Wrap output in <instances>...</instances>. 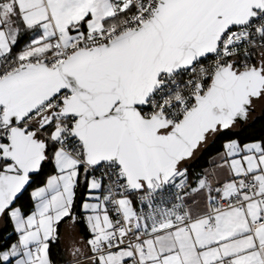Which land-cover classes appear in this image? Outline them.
Returning a JSON list of instances; mask_svg holds the SVG:
<instances>
[{"label":"snow or ice","instance_id":"6c2138e0","mask_svg":"<svg viewBox=\"0 0 264 264\" xmlns=\"http://www.w3.org/2000/svg\"><path fill=\"white\" fill-rule=\"evenodd\" d=\"M257 105L264 0H0V264H264Z\"/></svg>","mask_w":264,"mask_h":264},{"label":"crops","instance_id":"0c3cea01","mask_svg":"<svg viewBox=\"0 0 264 264\" xmlns=\"http://www.w3.org/2000/svg\"><path fill=\"white\" fill-rule=\"evenodd\" d=\"M264 107L257 105V108L255 110L254 117H252L250 120L254 121L258 115H260L263 111ZM213 145V143L210 142L209 146L207 147V150L204 151L203 155L201 156L199 153L197 154L199 159L196 160L194 166L190 168V172L192 173H197L201 171L202 168L204 167H210L209 165V160L211 157L215 156L216 152L213 154L209 155L207 153L208 149ZM205 158L204 162L202 159ZM194 179V177H193ZM78 195L83 196L84 195V190L83 188L80 190ZM6 226L5 222L0 221V230H2ZM60 233H61V239L58 242V247H54L52 245V258L54 261H56V264H76V261L79 260V257H73L71 255L70 249L72 248L71 241L74 239H79L80 237H83L85 240L87 239V233L86 230L83 226V224H76L74 227L70 225L69 222L65 221L62 222L60 225ZM56 245V244H55ZM54 249V250H53Z\"/></svg>","mask_w":264,"mask_h":264},{"label":"trees","instance_id":"16d2710c","mask_svg":"<svg viewBox=\"0 0 264 264\" xmlns=\"http://www.w3.org/2000/svg\"><path fill=\"white\" fill-rule=\"evenodd\" d=\"M254 122L255 123H254L253 127L249 128L246 131L245 135L251 133L252 135H254L256 137H259L262 134L261 128H262V126H264V109H263L262 113L256 117ZM245 142H247V141H245ZM221 143H222V141H216L215 143H213V145L208 149L206 155L207 154L211 155L214 152L220 150L221 149ZM204 160H205V158L202 159L203 162H204ZM10 231H11V225L6 223V226L2 230H0V243L4 242L3 237ZM14 238L15 237H13V239ZM54 247L59 248L58 243L56 245L54 244Z\"/></svg>","mask_w":264,"mask_h":264},{"label":"rangeland","instance_id":"374dc122","mask_svg":"<svg viewBox=\"0 0 264 264\" xmlns=\"http://www.w3.org/2000/svg\"><path fill=\"white\" fill-rule=\"evenodd\" d=\"M252 117H254V114H253V113L251 114V117H250V119H251Z\"/></svg>","mask_w":264,"mask_h":264}]
</instances>
